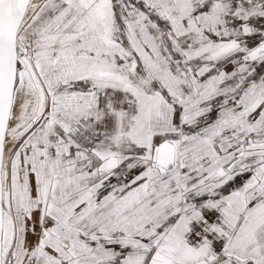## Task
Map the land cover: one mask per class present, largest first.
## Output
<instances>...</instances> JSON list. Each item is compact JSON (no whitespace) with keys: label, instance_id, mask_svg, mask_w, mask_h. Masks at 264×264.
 I'll list each match as a JSON object with an SVG mask.
<instances>
[{"label":"snow or ice","instance_id":"obj_1","mask_svg":"<svg viewBox=\"0 0 264 264\" xmlns=\"http://www.w3.org/2000/svg\"><path fill=\"white\" fill-rule=\"evenodd\" d=\"M0 264H264V0H0Z\"/></svg>","mask_w":264,"mask_h":264}]
</instances>
